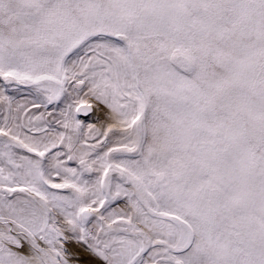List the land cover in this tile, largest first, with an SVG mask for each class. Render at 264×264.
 <instances>
[{"label": "snow or ice", "instance_id": "snow-or-ice-1", "mask_svg": "<svg viewBox=\"0 0 264 264\" xmlns=\"http://www.w3.org/2000/svg\"><path fill=\"white\" fill-rule=\"evenodd\" d=\"M0 264H264V0H0Z\"/></svg>", "mask_w": 264, "mask_h": 264}]
</instances>
